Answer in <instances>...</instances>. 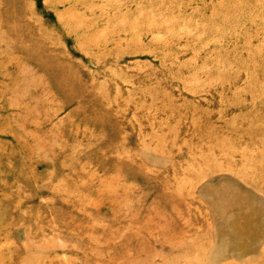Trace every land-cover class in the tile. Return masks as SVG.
<instances>
[{
  "label": "rangeland",
  "instance_id": "rangeland-1",
  "mask_svg": "<svg viewBox=\"0 0 264 264\" xmlns=\"http://www.w3.org/2000/svg\"><path fill=\"white\" fill-rule=\"evenodd\" d=\"M0 264H264V0H0Z\"/></svg>",
  "mask_w": 264,
  "mask_h": 264
}]
</instances>
